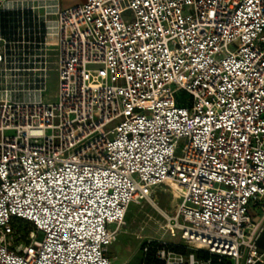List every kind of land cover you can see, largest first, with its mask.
<instances>
[{"label":"built area","instance_id":"2783aa9c","mask_svg":"<svg viewBox=\"0 0 264 264\" xmlns=\"http://www.w3.org/2000/svg\"><path fill=\"white\" fill-rule=\"evenodd\" d=\"M1 11L20 15L0 33V64L28 72L33 94L0 100V264H112L129 206L166 184L178 204L167 227L191 251L147 239L141 264H213L196 250L261 260L264 0H0ZM49 44L54 102L42 97Z\"/></svg>","mask_w":264,"mask_h":264},{"label":"rangeland","instance_id":"374dc122","mask_svg":"<svg viewBox=\"0 0 264 264\" xmlns=\"http://www.w3.org/2000/svg\"><path fill=\"white\" fill-rule=\"evenodd\" d=\"M17 39L19 38H15V40ZM51 42H53L52 39ZM46 53L50 70L46 90L42 97L45 101L54 102L58 89V73L55 71V45L49 44ZM11 57L14 55L12 54ZM28 74L25 71L10 70L8 66L0 64V100L6 98L7 94L19 97H28L33 94L30 91V85H28ZM174 193L170 185H162L155 190L152 200L134 202L129 206L116 240L108 248L112 264H140L141 245L147 239L163 240L167 243H183L179 232L178 236L171 234L164 213L172 215L175 212L177 203H175Z\"/></svg>","mask_w":264,"mask_h":264},{"label":"trees","instance_id":"16d2710c","mask_svg":"<svg viewBox=\"0 0 264 264\" xmlns=\"http://www.w3.org/2000/svg\"><path fill=\"white\" fill-rule=\"evenodd\" d=\"M19 15L20 13L17 11H1L0 12V33L2 34H13L15 33V29L19 26ZM22 226H24L26 229L28 226L27 223L22 222ZM156 243V242H155ZM169 248L179 252V253H188L191 250L187 248V246L183 243L176 244V243H168ZM197 257H201L203 259H211L213 264H233L229 259L223 258L221 261H219V257L217 255L210 254L209 252L205 250H196ZM154 255V250H150L149 259H151V256ZM141 264V262H140Z\"/></svg>","mask_w":264,"mask_h":264},{"label":"crops","instance_id":"0c3cea01","mask_svg":"<svg viewBox=\"0 0 264 264\" xmlns=\"http://www.w3.org/2000/svg\"><path fill=\"white\" fill-rule=\"evenodd\" d=\"M86 0H59L60 5L63 8H69L81 3H84ZM40 14H42V11L40 12ZM162 186V185H161ZM160 187V186H159ZM157 187V188H159ZM156 188V189H157ZM176 203V202H175ZM256 220L260 221V222H264V200L262 201V206L261 208L257 211V214L255 216ZM258 249L259 252L262 254V258L261 260L256 263V264H264V229L260 235V238L258 240ZM199 258V257H198ZM200 260H205L203 258H199Z\"/></svg>","mask_w":264,"mask_h":264},{"label":"bare ground","instance_id":"6f19581e","mask_svg":"<svg viewBox=\"0 0 264 264\" xmlns=\"http://www.w3.org/2000/svg\"><path fill=\"white\" fill-rule=\"evenodd\" d=\"M178 208V204H176L175 210Z\"/></svg>","mask_w":264,"mask_h":264}]
</instances>
